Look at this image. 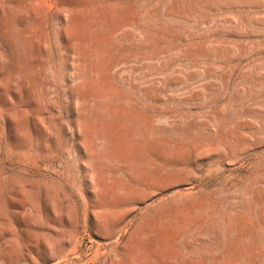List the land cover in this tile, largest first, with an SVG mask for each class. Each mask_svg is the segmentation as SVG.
<instances>
[{"label":"rangeland","instance_id":"374dc122","mask_svg":"<svg viewBox=\"0 0 264 264\" xmlns=\"http://www.w3.org/2000/svg\"><path fill=\"white\" fill-rule=\"evenodd\" d=\"M0 264H264V0H0Z\"/></svg>","mask_w":264,"mask_h":264}]
</instances>
